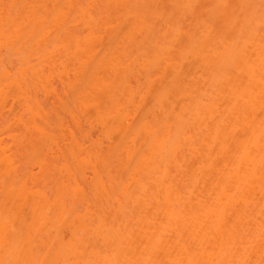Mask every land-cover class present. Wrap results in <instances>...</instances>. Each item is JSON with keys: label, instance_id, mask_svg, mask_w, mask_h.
Returning a JSON list of instances; mask_svg holds the SVG:
<instances>
[{"label": "bare ground", "instance_id": "bare-ground-1", "mask_svg": "<svg viewBox=\"0 0 264 264\" xmlns=\"http://www.w3.org/2000/svg\"><path fill=\"white\" fill-rule=\"evenodd\" d=\"M11 1L9 6L14 3L13 7H10L11 10H14L10 11L8 9L9 13L8 10L3 9L4 2L0 0V10L3 9L1 12H8V19H3L0 15V37L5 40L4 43L2 42L4 46L0 43V85L2 81L5 82L6 80L7 82L11 78L8 84L10 86L14 85L22 93V89L23 92L25 91L23 83L21 79H13L10 71L12 67L8 68L9 66H6L8 64L11 65L13 62L5 59L8 62L7 64L4 61L3 58L6 57L3 56L1 48L5 47L6 43L13 40L14 37L23 40L30 36H37L35 44L33 43L34 40L31 41L34 46L37 44L38 48L42 45V48L48 47L44 44L45 42L50 44L51 39L49 36L51 34H48L50 25L47 24L49 25L47 26L46 23L51 22L55 26L57 24V27L58 24H61L59 27H61L62 31H65L68 29L66 26V20L68 19H65V11L61 10V8L63 9L61 1L60 6L56 3L57 7L54 3V6L59 11L57 9L53 10V19H49L52 14L49 17L46 16V19L44 18L46 13L41 15V18L38 15L39 17L37 16L31 21L33 22L32 27L28 23L31 29L33 28L32 31L30 27L29 31H25V27L21 28L23 22L22 24L21 22L20 24L18 23L19 20L22 21V19H19L20 7L17 8L18 11L15 9L18 4L15 1L13 2V0ZM23 1L21 4L24 6L23 3H26L28 5L27 9L30 7L31 10L32 7L35 8L37 6L36 4L34 7L35 4L33 5L32 1V4L27 3V0ZM35 1L34 3H36ZM73 1L65 0V3L71 5ZM218 1L217 6L222 12H226L228 9L221 6L226 5L228 0ZM106 2L108 6H113L111 7L112 9L110 8L111 11H113L114 6L116 7V10L113 11L116 14L114 19L116 21L119 19V22L117 21V24H114L118 26L116 27L117 30L111 31L112 34L110 33L112 35L110 36L111 41L113 40V44L108 42L110 46L112 45L110 51L109 49H104L108 50L109 53L105 51L104 54H101V52L99 55L95 54L98 51L96 45L102 37L100 36L99 38L101 28L98 25L104 23L107 26L113 25V22L116 23L115 20L112 21L110 19L112 22L109 20V23H106L109 19L108 17H110L107 13L108 16L106 15L107 17H105L107 20L105 21L102 18L103 21H100V18L98 19L89 11V6L83 10L82 8L85 7L81 8L80 6L82 16L79 15L82 17V22H84L82 26L87 27L90 34L87 35L88 37H84L85 39L80 36L81 39H78L79 37H76L78 35L75 33L76 36H72L75 40L77 39V45L74 44L76 45L74 46L75 48L68 46V44L62 48L64 49L65 57L68 56L66 58L67 61H69L68 58L73 60H70L72 63L76 59V61L79 60L78 65L82 66L81 70L90 67V63L86 64L83 61L85 59L83 57L86 56V59L88 58L87 60L90 61L94 57V61L92 60V66L87 71L84 70L86 72L85 75L83 73V78L82 71H80L81 74H79L82 79L77 77L79 71H74L75 67L71 68L72 72H75V77L71 75V70H69L68 66L66 68L65 65V73L60 74L66 76V80L70 79L68 82L65 81L66 84L63 83L65 85L64 89H68L66 85L68 86L71 83L76 88L72 87L75 94H73V98L71 97L74 99V110L78 107L85 113L88 112L86 111L87 109L91 111L90 105H92L94 108L93 113L95 111L94 114L96 116H94L93 119L95 121L93 122L99 124L95 123L99 126L96 125V129L100 128L98 130H101L102 133L97 131L104 138L106 137L105 139L102 138L104 140L109 139L110 142H112V139L115 140L116 137L119 140L114 143L116 144L114 148L110 149L108 148L109 142H106L108 144L106 146L103 139L102 142L99 140V143L92 141L95 146L92 145L91 149V145L85 147L86 143L83 145V141H79L75 133L69 130L71 135L68 136L72 137L69 147L71 149L70 152H72L73 158H76L77 161H75L82 172H80L81 175L79 174L80 177H77L78 174L76 175V171L74 172L72 168L70 169L67 165L63 167V170H66L67 179L70 182L72 181L68 183L71 189L67 187V192L66 190L63 192L64 194L68 192H70L68 194H74L81 202V204H78L79 202L77 204L88 209L90 205L96 206L93 204L94 199H101V201L96 200L99 203L101 202L102 207L100 205V210H105L103 213L102 211L99 212L100 210L96 213L94 212L95 209L92 208L94 213L89 209L86 212L87 214L84 213L85 215H83L75 208L76 210L74 211L76 212L73 211V214L71 213L75 221L71 219L73 224L69 223L70 221L66 223L68 218H65L67 215L65 211L68 210L70 214L69 210L73 208L68 209V206H66L65 197L63 198L64 194L61 198L58 197L53 205L60 208L57 209L60 210V215L62 217L64 215L66 220H63L66 223L62 222L63 226H65V230L68 228L72 237L68 242L67 240L65 242L64 238L60 239V237L58 241H55L56 243L53 244L52 250L50 248L52 259H47L46 264H197V262L198 264H245L246 261H251L252 264H260V261L264 259V238H262V224H264V167H262L264 165V39H262V36H264V33L260 30L262 15L260 16L259 12L254 10L249 11L250 13L244 12L241 19H239L240 15H234L231 19H227L226 21L229 24H227V27L229 30L231 28L230 31L233 35H230L229 38L217 33L213 34L215 28L212 22H214V19L208 20V22L203 21L205 20L203 19L199 22L201 27H197L200 31L198 32L199 37L195 39L190 32L188 34L184 32L181 22L185 21V19L183 21H180V18L176 19L181 15L177 17H175V14L166 15L164 19H161L163 22L160 21L161 24L160 22L158 23L160 27L157 28V24L156 26H151V23L145 19L150 17L145 10H139L141 8H135L138 11L130 9L127 6L128 2L125 0H108ZM146 2H143L142 6ZM177 3L179 6L177 14L182 12L180 14L186 18L188 12L191 11L192 13L197 3H200V0H177ZM119 5L127 7L125 11L124 8L122 11L125 12L126 16L128 15V18L131 17L129 25L126 26V28L129 27L128 33L125 32L127 35L123 34V37H120L123 31L119 25L125 24V22L128 24L127 20L129 19L126 16L125 22L120 19L121 15L118 13L119 10H117ZM189 5L195 7H188ZM121 6L120 8H122ZM147 6L150 8V4H147ZM128 8L136 12L129 14L130 10H127ZM182 9L185 10L183 11ZM14 11L19 15L17 16L16 13V16H14ZM154 12L153 15H155ZM114 13L110 15L115 17ZM143 13L147 14V16L142 15ZM63 17L65 18L63 19ZM161 18H163V15ZM197 21L200 20L197 19ZM24 23L26 24V22ZM215 23L217 25V22ZM161 25L164 26L162 27ZM196 25L198 26V24ZM13 28H15L14 31ZM37 28L38 31H35ZM126 28L123 30H127ZM160 28L161 31L159 32ZM6 29H8L7 35H5ZM118 30L122 32L118 33ZM58 31L60 29L57 30V34ZM137 34L143 37L142 40L136 37ZM184 34H187L184 40L187 41L186 43L181 41L185 37ZM67 36L63 41H66V38L68 40L69 36ZM122 38L123 41H121ZM134 38L138 39L139 43ZM49 39L50 41L47 42ZM143 40L146 41L145 44H143ZM119 41L123 42V45L125 42L123 49H121L122 44ZM126 41L129 43L127 44ZM137 44L138 46H141V44L143 46L146 45L145 47L148 48H146V53L144 52L145 49H142L145 47L142 46L140 48L139 46V49H141L139 50L137 49ZM30 45L28 46L29 48ZM14 46L15 50L19 48ZM19 46L21 45L19 44ZM71 46L73 45L71 44ZM134 46L136 49L132 50ZM54 49L59 52L58 48V51L56 48ZM55 51L52 50L49 53L51 52L52 54L54 52L53 54H56ZM106 53L109 54L107 57H105ZM51 54H46V56L49 55L48 59L43 56L45 54H38L44 58L41 63H46L50 60L51 63H47L51 64V67L54 66L53 68H48V75L45 74L46 71L44 75L42 74L43 76L39 75L45 92L50 90L46 85L49 83V86H52L51 81L54 79L53 70L57 68L54 65L56 59H53V63L51 59V56L54 57L55 55ZM132 54H137L141 57L136 55L137 57L134 58L135 56ZM95 56L100 57L95 59ZM42 57H39V59ZM131 57L138 61L132 60ZM190 57L192 58V63L190 62L191 64L185 66L184 62L191 59ZM3 61L6 64H3ZM82 61L85 65H81ZM86 65H89V67H86ZM27 70L25 69L24 71ZM64 70L62 71L64 72ZM79 74L78 76H80ZM103 74L106 76H103ZM60 75L58 74V77ZM73 77L77 83H75L74 79L72 82ZM154 78H160L158 85H156L157 83L155 84L156 87L159 86L156 93L152 89L154 94L151 97H153L152 102L154 104L151 103L152 108L145 104V110L148 107L150 109L143 112L145 115L143 114V117H140L141 119L135 123L132 120L135 117L133 112L138 111L140 104H143L146 101L145 99L149 98L148 96L152 92L151 88L154 86ZM33 80L36 84V79ZM37 81H39V78ZM53 88H51V91L55 90ZM2 94L4 96L5 93ZM2 98H5V96ZM149 99L148 101L150 102ZM3 100L0 101L1 109H4L8 104L7 99ZM25 100L27 109L32 116L31 118L34 119L33 125L26 124V127L29 132L30 130L33 132V135L36 134L40 138L42 137L40 141L43 140L42 144L38 143L36 152L46 150L45 152L48 154L45 156L38 152L35 165L26 175L29 180V178L32 179V177L37 176L39 172H43L45 165L47 164L48 166L49 161H51L48 159L56 155L61 149L57 143L53 144L57 141L56 137L46 132L45 124L40 125L37 123L36 119H40L41 123L42 120L46 121L48 119V115L46 116L44 113L43 103L38 100L35 102L30 98V102H35L30 104L29 99ZM136 106L137 109L135 110ZM70 108L64 106V111L69 112L67 114L77 121L76 117L73 116L75 111ZM67 109L70 110L68 111ZM20 119L18 120L20 121ZM93 122L90 125L92 127L95 125H93ZM76 126H81V124L79 125L78 123ZM96 129H93V131L95 132ZM99 133H97L98 136L100 135ZM97 134L94 136H97ZM116 134L120 136L114 138ZM89 135L91 136V134ZM84 136L82 135V137ZM4 142V140H0V168L5 174H14L16 176L18 168L15 166V160L9 154L11 148ZM39 145L41 146L39 147ZM54 146L58 148L55 149L56 147ZM39 154L40 156L38 157ZM185 154H187L186 156L189 154L191 159L193 158L195 161L194 163L191 162L193 164L189 163V168L186 166L188 159L184 156ZM189 156L188 158H190ZM41 157H44V159ZM87 171L92 172L93 175H91V185L88 183L91 186L88 188H92L91 191H93V199L86 193L88 190H85L87 189L85 186L88 184L83 186L81 182L85 180L84 182L87 183ZM84 176H86L85 179H82ZM27 179L21 181L23 184L21 183L22 186H19V189L13 188L14 190L10 188L14 186L13 182L15 181L13 180L8 187V189L10 188L8 195L10 192L14 202L15 199L20 202L24 200L27 202L29 206H26L30 207V211H33L34 214H32L36 224H34V228L38 225L40 226H37L38 230L43 231L42 229L46 228L45 220L47 218L40 212L47 205L49 206L52 199H50L49 195L47 197L45 191L38 192L37 190L38 194H34L33 190L27 185L29 183ZM65 188V186L64 188L62 186L61 189L64 190ZM28 194L32 195V198L35 196V199L31 198L33 201L29 200L30 196ZM36 197L38 200H36ZM17 201L16 203H18ZM102 201H104V204L106 201L108 206L102 204ZM38 204L39 207L41 206L40 204L43 205L42 211ZM110 206L115 209V216L112 213L113 211L111 212V221L105 217V211L110 210ZM129 207L133 208L131 219L125 216L127 214L124 212ZM120 214L123 215L121 216ZM73 225L75 230H69L73 228ZM89 228L92 229H90L92 233L93 230L96 231L97 234L94 232V235L96 234L99 239L101 238L104 244L102 246H104L105 250L93 247V245L86 243L88 240H83L88 238L87 236L92 235ZM7 231H9L8 224L1 223L0 248L6 247L3 234ZM80 231L86 236L83 238L78 237V235L81 236L78 234ZM87 232H90V235ZM83 234L82 236H84ZM99 239L98 241H100ZM84 243L86 244L84 245ZM84 247L92 248L89 250L85 248L84 250Z\"/></svg>", "mask_w": 264, "mask_h": 264}, {"label": "rangeland", "instance_id": "rangeland-1", "mask_svg": "<svg viewBox=\"0 0 264 264\" xmlns=\"http://www.w3.org/2000/svg\"><path fill=\"white\" fill-rule=\"evenodd\" d=\"M11 0H3V9H5V5H10L9 4V2H10ZM15 1V3H17L18 4V6L16 7V6H14V7H16L15 9H17V8H19L20 7V11H19V14H20V16H19V19H22V21H20L18 18H15V19H18L19 20V24H20V22H21V24H22V22H23V24L21 25L22 27L21 28H23V27H25L26 29H24L25 31H27L28 29H29V24L31 25V27H32V25H33V22H31L32 20H34V18L35 17H37L38 15L40 16V18L42 17L41 15H45V13H46V15H45V19H46V16L47 17H49L50 16V14H52V17H50L49 19H53V10L55 11L57 8V4L60 6L61 5V1H62V6L61 7H63V9H65V10H63L62 8H61V10L64 12L65 11V14H66V18L65 17H63V19L65 18V19H70V18H72L70 21H68V20H66V22H67V24H66V26L68 27V29L67 30H61V27H59L60 25L58 24V27H57V24H56V26L54 25V23H51V22H47L46 23V25L47 24H49L50 25V27H48V28H50V30H48V34H51L49 37H50V39H51V42H50V44L49 43H46L45 42V44L44 45H47L48 47H44V48H42V46H39L40 48H38V46H37V44H36V46H34V44H35V40H36V37L34 36H30V37H28V38H26V39H23V40H21V39H19V38H15L14 37V41L13 40H10L9 42H7L6 43V45H5V47H2V46H4V42H5V40L3 41L2 40V38L0 37V43L2 44V48H1V50H3L2 51V53H3V56H5L6 58H3L4 59V61H5V59H6V61H9V62H13V63H11V65H9L8 64V62H6L8 65H6V66H9L8 68H10V67H12V70H10L11 72V74L13 75V79L14 78H18L19 80L21 79V81H22V83H23V88L25 89V91H27V93H25V91L23 92V89H22V93L20 92V91H18L17 90V88L16 87H14V85L13 86H10L9 84H8V82H10L11 81V78L9 79V81L7 80V82H6V80H5V82H3L2 81V84L0 85V93H1V95H0V101H2L3 99L5 100V99H7V102H8V104H7V106L4 108V109H1V107H0V140H4L5 142V144L7 145V146H9L11 149H10V152H9V154H11V157L13 158V160H15L14 162L16 163V168H18L17 169V173H16V176H14V174L12 175H10V174H5L4 172H3V170H2V168H0V224L1 223H7L8 224V229H9V231L10 230H15V233H16V236H17V242H16V245L15 246H13V245H9V246H7V247H2V248H0V262H3V261H9V260H16V259H26V260H29V261H32L33 262V264H46L47 263V259H52V252L50 251V248H51V250H52V247H54V245L53 244H55L56 242L55 241H58V239H59V237H60V239L62 238H64V241L66 242V240H67V242L70 240V238L72 237V236H70V233L71 232H69L68 231V228L65 230V226H63V223H65V222H63V220H65V218H68V220L66 221V223L68 222V221H70L69 223H71V224H73L72 222L73 221H75V219H74V217L71 215V213L73 214V211L74 210H76L77 209V211H80L79 213H81V214H83V215H85V214H87L86 212L90 209V211L91 212H93L92 211V208H94L95 210H94V212H96L97 213V211H99L100 210V205H101V202L99 203V202H97V200L96 199H94V202L91 200V202H93V204L94 205H96V206H91L90 204V207H89V209L87 208V207H85L84 208V206H82V205H78V204H81V202L79 201V199H78V197H76L74 194H68V193H70V192H68V193H66V194H64V192H65V190L67 189V187H70V189H71V186H69V184L68 183H71L68 179H67V177H66V170H63V167H65V165H67V166H69V168L71 169H73V171L75 172V174L77 175V177L79 176L80 177V175H81V173L80 172H82L81 170H79V168H78V165H77V163H76V158L74 159L73 157V154L71 155V153L72 152H70L71 151V149L69 148L70 147V141L72 142V140H71V136H68V135H71L70 134V132H69V130H72L74 133H75V136L78 138V140L79 141H83V145H85V143H86V145H85V147H87V146H90L91 145V149H92V145L93 146H95V144L94 143H92V141L93 142H98L99 143V140H101V142H102V139L104 138L100 133H102V131L101 130H98V129H100V128H98V129H96V125L98 124L97 122H95V123H97V124H95L93 121H95L93 118H94V116H95V111H94V113H93V110H94V108L92 107V105H90V109H91V111H89V109H87L86 111H88V112H85V113H83V111H81L78 107V109L76 108L75 110H74V108L75 107H73V105H74V99H72L73 97H74V95L73 94H75V93H73L74 92V90H73V83H71V82H69V83H71V84H68V86L66 85V87H68V89L66 88V89H64V87H65V85L63 84V83H65L66 84V82H68V80L70 81V79H67L66 80V76H62V75H60V74H62V73H65V67L67 68V66H68V68H69V70H71V68L72 67H75L74 69V71H79L78 73H77V77L79 78V79H82L83 78V76L85 75V72L92 66V62L94 61L93 59H94V57H92L93 59V61L91 60H87L86 59V56L85 57H83V58H85L83 61L86 63V64H89L90 65V67H89V65H86V67L88 66L89 68H84L83 70H81L82 68V66L80 67L78 64H79V60L78 61H76V60H74V62L72 63L70 60H72V59H70V58H68L69 59V61H67V57H65V54H64V49L62 48L64 45H67L68 44V46H70V47H74V46H76L77 45V39L75 40L74 38H72V36H76V34L78 35V36H76V37H81V38H84V37H86L87 35H89L90 34V32H88V29H87V27H84V26H82L83 24H84V22H82V10L83 9H87V7L89 6V11L93 14V15H95V17H97L98 19L100 18V21H103V19H105V17H107L108 16V14H109V16L111 17H108L109 19H108V21H106L107 19H105V21H106V23H109V20L110 19H112V21H114L115 20V22L116 23H114L113 22V25H109V26H107V25H104V24H101V25H98V27H100V28H97V29H100V31H101V35H99V38H100V36H102L100 39V42L96 45L97 47H96V49L98 50V51H96L95 52V54L96 55H99V53L101 52V54H104V52L106 51V50H104V49H109V51H110V48H111V46H110V44L112 43V41H111V38H110V36H112L111 34H112V32L113 31H115V30H117V28L116 27H118V26H115L116 24H117V21L119 20L118 19V17H117V21H116V19H114V18H116V14L113 12L114 10H116L115 8V6H114V9H113V11H111V7H113L112 5L110 6H108V3L106 2V1H108V0H74L73 1V4H71V5H68V4H66L65 3V0H52V1H48V0H24V1H26L27 3H31V1H32V3H33V5H34V7L36 6V4H37V6L35 7V8H31V10H30V7H29V9H27L28 8V5L26 4V3H23L24 4V6L21 4L22 3V1L23 0H13V2ZM23 1V2H24ZM29 1V2H28ZM34 1L36 2V3H34ZM57 1V2H56ZM92 1V2H91ZM110 1V0H109ZM126 2H128V4H127V6H129L130 7V9L132 8V9H137V8H141V9H139V10H141V11H143V10H145V12L146 13H148V16H150V17H144L145 19H147L148 21H149V23H151V26H156V24H157V28H159L160 27V25L158 24L160 21L161 22H163V20H161V19H164L165 18V16L166 15H168V14H175V17H177L178 15H181V16H179L178 18H176V19H179L180 18V21L182 20H184L185 19V21H183V22H181V26H182V28H183V30H185L184 32H186L187 34L190 32L191 33V35L193 36V37H195V39H197L198 37H199V34H198V32H200L199 31V27H201L200 26V23L199 22H201V20H203V19H205V20H203V21H205V22H208V20L210 21V20H213L214 22H212L213 23V25H214V28H215V30H214V33L213 34H219V35H222L223 37H225V38H227V36H228V38L230 37V35L231 36H233L231 33V28H230V30L228 29V27H227V22L228 21H226L227 19H231V17H233L234 15L235 16H237V15H240V18L239 19H241V16L243 15V13L245 12H249V11H254V10H256V11H258L259 12V14H260V16L262 15V14H264V10H262L261 9V0H228V1H226V3L229 5V8L227 7V9L228 10H226V12L224 13V12H222L221 11V9L219 8V6H217V3H219V1L218 0H200V3H197V5H196V8H194L192 11V13H191V11L190 12H188V16L186 15V18H184V17H182V14H180V13H182V12H179V14H177V12L179 11V9L177 10V8L179 7L178 6V3H177V0H175V2H174V0H125ZM147 1V2H146ZM218 1V2H217ZM12 2V1H11ZM10 2V3H11ZM60 2V3H59ZM90 3V5H88L89 3ZM131 2V3H130ZM138 2V3H137ZM143 2H146L143 6H142V3ZM31 3V4H32ZM53 3V4H52ZM56 5H55V4ZM65 3V4H64ZM17 4H15V5H17ZM147 4H150V8L147 6ZM226 4V5H227ZM13 5H14V3H13ZM13 5L11 4V6L13 7ZM33 5H31V6H33ZM55 7H53V6ZM84 5V6H83ZM40 7V9H39V7ZM80 6H81V8L82 7H85V8H82V10H81V8H80ZM120 6L121 5H119V8L117 7V10H119V14L121 15V20H123V22H125L126 21V17L128 16H126V14H125V12H123L122 10H123V8H124V11H125V9L127 8V7H124V6H121L122 8H120ZM139 6V7H138ZM140 6H142V7H140ZM198 6V7H197ZM38 8V9H37ZM111 8V9H110ZM155 8V9H154ZM3 9H1V10H3ZM8 9H10V11H13L14 9H12L11 10V8L9 7ZM7 9V10H8ZM77 9V10H76ZM106 9H107V12H106ZM129 8L127 9V10H130ZM135 9V10H136ZM150 9H152V10H150ZM155 10V12H154V10ZM157 9V10H156ZM1 10H0V15L2 16V18L3 19H8V16H7V14H8V12L6 13H4L3 11L1 12ZM6 10V9H5ZM4 10V11H5ZM6 10V11H7ZM29 10V11H28ZM48 10V11H47ZM58 10V9H57ZM67 10V11H66ZM81 10V11H80ZM104 10V11H103ZM126 10V11H127ZM135 10H133V11H131L130 10V12H129V14L130 13H134V11ZM183 11L185 10V9H182ZM9 11V10H8ZM10 11H9V13H10ZM46 11V12H45ZM59 11V10H58ZM76 11V12H75ZM111 11V12H110ZM136 11H138V10H136ZM135 11V12H136ZM154 12V14L155 15H153V12ZM162 13H161V12ZM187 11V10H186ZM197 11V12H196ZM49 12V13H48ZM116 13H117V11H115ZM121 12V13H120ZM15 15H14V14ZM13 13H11V14H13L14 16H16V11H14ZM39 13V14H38ZM96 13V14H95ZM99 13H100V17H99ZM106 13V14H105ZM108 13V14H107ZM115 14L114 16L115 17H113L112 15H110V14ZM127 13V12H126ZM141 13V12H140ZM139 13V14H140ZM167 13V14H166ZM232 15H231V14ZM234 13V14H233ZM250 13V12H249ZM253 13H255V12H253ZM3 14V15H2ZM18 13H17V16L19 15ZM81 16H80V15ZM91 14V15H92ZM119 14H117L118 16H119ZM125 14V15H124ZM128 14V13H127ZM136 14V13H135ZM230 14V15H229ZM10 15V14H9ZM107 15V16H106ZM141 15V14H140ZM142 15H146L147 16V14H142ZM153 15V16H152ZM163 15V18H161V16ZM250 15V14H249ZM0 16V17H1ZM3 16H7V17H3ZM27 16V17H26ZM38 16V17H39ZM126 16V17H125ZM131 16V15H130ZM134 16V15H133ZM155 16V17H154ZM158 16H160V17H158ZM183 16H185V14H183ZM195 16V17H194ZM245 16V15H244ZM12 18H13V16H11ZM84 17V16H83ZM94 17V16H93ZM94 17V18H95ZM10 18V17H9ZM26 18V19H25ZM39 18V19H40ZM44 18H42V19H44ZM97 18H95V19H97ZM103 18V19H102ZM128 18V17H127ZM133 18V17H132ZM25 19V20H24ZM27 19H28V21H27ZM83 19H85V18H83ZM102 19V20H101ZM129 20H127L128 21V24H126V22H125V24L124 23H120L121 25H119V26H121L120 28H122L121 30L123 31H121L122 32V35H120V37L122 36L123 37V34L124 35H127L125 32H127L128 33V30H129V27L128 28H126V26L127 25H129V22H130V19H131V17H129L128 18ZM195 19V20H194ZM197 19L198 20H200V21H197ZM120 20V21H121ZM111 21V20H110ZM111 21V22H112ZM197 23H196V22ZM24 22H26V24L24 23ZM70 22V23H69ZM119 22V21H118ZM155 22V23H154ZM161 22H160V24H161ZM215 22H217V25H215L216 23ZM29 23V24H28ZM51 23V24H50ZM102 23V22H101ZM25 24V25H24ZM115 24V25H114ZM125 26H124V25ZM183 24H185V25H183ZM196 24H198V26L196 25ZM28 27H27V26ZM49 25H47V26H49ZM53 25V26H52ZM122 25H123V27H122ZM229 25V24H228ZM19 26V25H18ZM52 26V27H51ZM57 27L56 29H55V27ZM162 27L164 26V25H161ZM31 27H30V30L32 31V29H31ZM82 27L84 28L83 30H82ZM111 27H113V28H111ZM161 27V28H162ZM198 27V28H197ZM230 27V26H229ZM12 28V27H11ZM10 28V29H11ZM20 28V27H19ZM39 28V27H38ZM38 28L37 29H35V31H38ZM70 28V29H69ZM74 28V29H73ZM127 29V30H123V29ZM161 28L158 30L159 32L161 31ZM14 29L15 28H13V31H14ZM58 29H60V31H58V34H59V36H57L58 34H57V30ZM105 29V30H104ZM110 29V30H109ZM119 29V28H118ZM156 29V28H155ZM196 29H197V31H196ZM163 30H165V29H163ZM201 30V29H200ZM11 31H12V29H11ZM29 31V30H28ZM71 31V32H70ZM74 31V32H73ZM99 31V32H100ZM112 31V32H111ZM119 31V30H118ZM120 31L118 32V33H120ZM167 31V30H166ZM64 32V33H63ZM98 32V31H97ZM108 32V33H107ZM34 33V32H33ZM32 33V34H33ZM36 33V32H35ZM76 33V34H75ZM102 33H105V34H102ZM111 33V34H110ZM139 33V32H138ZM144 33V32H143ZM30 34V33H29ZM38 34V33H37ZM66 34V35H65ZM74 34V35H73ZM98 34V33H97ZM141 34V33H140ZM161 34V33H160ZM162 34H164V32H162ZM187 34H184V36L185 35H187ZM65 35V36H64ZM69 36V38H68V40H67V38L65 39L66 41H63L64 40V38L66 37V36ZM104 35V36H103ZM139 34H137L136 35V37L139 39V40H142V38L143 37H141V35H139ZM145 35V34H144ZM159 35V34H158ZM200 35H201V33H200ZM67 36V37H68ZM32 37V38H31ZM48 37V38H49ZM78 38V39H81V38ZM88 37V36H87ZM90 37V36H89ZM98 37V36H97ZM135 37V38H136ZM33 38H35V39H33ZM71 38V39H70ZM103 38V39H102ZM109 39V40H107V39ZM134 38V39H135ZM185 38H186V36L185 37H183L182 39H181V41L183 42V43H186L187 41H184L185 40ZM50 39L49 40H47V42H49L50 41ZM85 39V38H84ZM121 39V38H120ZM125 39V38H124ZM138 39H135L136 41H138ZM34 40V44L31 42V41H33ZM98 40V39H97ZM96 40V41H97ZM125 40H128V39H125ZM145 40V39H144ZM143 40V41H144ZM147 40V39H146ZM19 43H18V42ZM26 41H28V42H26ZM83 41V40H82ZM102 41V42H101ZM121 41H123V38H122V40ZM3 42V43H2ZM31 42V43H30ZM65 42H67V43H65ZM110 44H109V43ZM120 42V41H119ZM127 42V41H126ZM145 42L146 41H144L143 42V44H145ZM22 43H23V45H22ZM64 43V44H63ZM103 45H102V44ZM107 45H106V44ZM121 43V42H120ZM123 43V42H122ZM121 43V44H122ZM129 42H127V44H128ZM130 43H131V41H130ZM134 43V42H133ZM138 43H139V41H138ZM149 43V42H148ZM16 44V46H14ZM19 44L22 46H19ZM26 44V45H25ZM31 44V45H30ZM33 44V45H32ZM49 44V45H48ZM71 44L73 45V46H71ZM74 44H76V45H74ZM113 44V43H112ZM119 44V43H118ZM126 44V45H127ZM143 44H141V46H140V48L143 46ZM11 45H12V47H11ZM30 45V48L28 47ZM184 45V44H183ZM186 45V44H185ZM13 46L14 47H16V48H18V49H14L13 48ZM18 46V47H17ZM24 46V47H23ZM32 46H34L33 48H32ZM99 46V47H98ZM123 46H125V42H124V45L122 44L121 45V47H119V48H121V49H123L124 47ZM139 46H138V44H137V49H139ZM146 46V45H145ZM145 46H143V47H145ZM149 47H150V45H148ZM10 47V48H9ZM94 47V46H93ZM106 47V48H105ZM54 48H56V50H57V48L59 49V52H56L55 51V49ZM75 48V47H74ZM73 48V49H74ZM99 48V49H98ZM146 48L147 47H145V48H142V49H145L144 50V52L146 51ZM30 49V50H29ZM94 49H95V47H94ZM102 49H103V52H102ZM132 49V48H131ZM136 48H135V46H134V48L132 49V50H135ZM148 49V48H147ZM150 49V48H149ZM29 50V51H28ZM52 50H54L55 51V53L56 54H51V52L49 53V51H52ZM139 50H141V49H139ZM32 53H31V52ZM58 51V50H57ZM109 51L107 50L106 52H108L109 53ZM137 51V50H136ZM36 52V53H35ZM142 53H143V51H141ZM149 52V51H148ZM108 53H106L105 54V57H107V55H109ZM133 53H135V52H133ZM146 53V52H145ZM36 54V55H35ZM38 54H40V55H43V54H45V55H43V56H46V54H51V55H55L54 57L53 56H51L50 58L52 59V63H53V59L55 60L54 61V65L58 68V70H57V68L55 69V70H53V73H54V79L52 80V81H54V82H52L51 81V84H52V86L50 87L49 85V83H47V82H45V83H47V85L46 86H48L49 87V89L48 88H45V89H47V90H49V91H46L45 92V90L43 89L44 88V85H42L43 83H41L42 81H40V76H43L44 75V72H45V74H47L48 75V68L49 67H51L52 65L51 64H49V63H51L50 62V60L49 61H47V62H49V63H41V60L42 59H44L42 56H40V55H38ZM101 54H100V56H101ZM139 54V53H138ZM151 54V53H150ZM132 55H134V54H132ZM137 55V54H136ZM134 55L135 57L134 58H136L137 56H140L141 55V53H140V55ZM100 56H95V59L96 58H99ZM103 57H104V55H102ZM39 57H42L41 59H39ZM47 57V59H48V57H49V55L48 56H46ZM129 57V56H128ZM141 57V56H140ZM102 58V57H101ZM132 58V57H131ZM134 58H132V60H137V59H134ZM191 58V57H190ZM1 59V58H0ZM90 59V58H89ZM128 59V58H127ZM189 59V58H188ZM11 60V61H10ZM190 60V61H189ZM189 60H186L185 62H184V64H185V66H187V65H189V64H191L192 62H191V60H192V58L191 59H189ZM4 61H3V64H6V63H4ZM43 61V60H42ZM73 61V60H72ZM82 61V62H83ZM133 61V62H134ZM138 61V60H137ZM81 63V65L83 64V65H85V63ZM131 62V61H130ZM191 62V63H190ZM74 63H75V65H74ZM128 63V62H127ZM188 63V64H187ZM13 64V65H12ZM46 64V65H45ZM73 64V65H72ZM131 64H133V63H131ZM64 65H65V67H64ZM77 65H78V67H77ZM27 67V68H26ZM54 67V66H53ZM53 67H51V68H53ZM80 67V68H79ZM83 67H85V66H83ZM27 70V69H30V70H27V71H24V70ZM46 69V70H45ZM50 69V68H49ZM57 70V71H56ZM62 70H64V72L62 71ZM84 70H86V71H84ZM80 71H82V78H81V73H80ZM84 71V72H83ZM23 72V73H22ZM51 72V71H50ZM22 73V74H21ZM52 73V72H51ZM53 73H52V75H53ZM70 73H71V75L72 76H74L75 75V72H72V70L70 71ZM74 73V74H73ZM80 73V74H79ZM83 73H84V75H83ZM23 74H25V75H23ZM43 74V75H42ZM58 74L60 75L59 77H58ZM78 74L80 75V76H78ZM160 74V73H159ZM162 74V73H161ZM40 75V76H39ZM156 75V74H155ZM154 75V76H155ZM33 76H35L34 78H33ZM103 76H106L105 74H103ZM159 76V75H158ZM157 76V77H158ZM12 77V76H11ZM26 78V80H24L25 78ZM39 78V81H37V79ZM75 77V76H74ZM74 77L72 78V82H73V79H74ZM41 78H43V77H41ZM52 78H53V76H52ZM33 79H36V84H35V81L33 80ZM45 79V78H44ZM78 79V80H79ZM24 80V81H23ZM42 80V79H41ZM61 80H63V82H61ZM75 80V79H74ZM142 80L144 81V79L142 78ZM1 81V80H0ZM29 81V82H28ZM43 81H45V80H43ZM66 81V82H65ZM76 81V80H75ZM79 81H81V80H79ZM78 81V82H79ZM159 81H160V78L159 79H157V78H154V83H153V87L151 88V91H152V89H153V91L156 93V90L158 89L157 87H159V86H157L156 87V85H158V83H159ZM24 82H27V83H25L26 84V86H25V84H24ZM1 83V82H0ZM29 83V84H28ZM75 83H77V81L75 82ZM80 83V82H79ZM157 83V84H156ZM8 84V86H6ZM135 84V83H134ZM156 84V85H155ZM4 85V86H3ZM70 85V86H69ZM72 85V86H71ZM78 85V84H77ZM2 86V87H1ZM54 87V88H53ZM73 87V88H72ZM156 87V88H155ZM4 90H3V89ZM51 88H53V89H55V90H53V91H51ZM74 89H76V88H74ZM73 90V91H72ZM1 91H4V92H1ZM152 91V92H153ZM49 92V93H48ZM56 92V93H55ZM152 92H150V94H149V100H150V102L148 101V99H145L146 101H144V103L143 104H140L141 106H140V108L138 109V111L136 110L137 109V106H136V108H135V110H136V112H133V113H135L133 116H135L134 117V119H132V120H134L135 121V123L136 122H138L143 116V112H146L147 110H149L150 108L149 107H151L152 106V104H154L153 102H152V99H153V97H151L153 94H154V92L152 93ZM2 93H5L4 94V96H5V98H2V97H4V96H2L3 94ZM58 93V94H57ZM72 93V94H71ZM23 94V95H22ZM26 96H25V95ZM59 96H57V95ZM36 95H37V97H36ZM7 97V98H6ZM72 97V98H71ZM30 98L33 100V101H35L36 102V100H38L39 102H41V103H43V106H44V113H45V115L48 117V119H46V121H43L42 120V123H41V120L40 119H36L37 120V123L38 124H40V125H44L45 124V129H46V132L47 133H49V134H51V135H53V137H56L55 139L57 140V141H55L53 144H56L57 143V145L58 146H60V151L56 154V155H53L52 157H50L49 158V156H48V160H51V161H49V165L47 166V164L45 165V167H44V169H43V172H39V174L37 175V176H35V177H32V179L31 178H29V180L26 178V175H28V172H29V170L33 167V165H35V160H37V154H38V152L39 151H37L36 152V149H37V147H38V143L40 142V144H42L43 143V140L42 141H40V139H42V137L40 138V136H37L35 133V135H33V132L30 130V132L28 131L29 129L26 127V124H30L31 126L33 125L32 123H33V120L34 119H32L31 117V115H30V113H29V110L27 109V103H26V100L25 99H29V102H30ZM138 99H140V98H138ZM137 99V100H138ZM3 100V101H4ZM32 101V102H33ZM148 101V102H147ZM32 102H30V104L32 103ZM35 102H33V104L35 103ZM140 102V101H139ZM147 102V103H146ZM150 103V104H149ZM152 103V104H151ZM0 104H1V102H0ZM32 104V105H33ZM139 104V103H138ZM137 104V105H138ZM145 104H148L149 105V107H148V109H147V106H146V109L147 110H145V107H144V105ZM65 107H71L75 112H73V110H72V112H73V114L75 113V115H73L74 117H76V120L77 121H75V118H73L71 115V117L68 115L69 114V112H65L64 111V106ZM75 106H76V104H75ZM70 108V109H71ZM144 108V109H143ZM152 108V107H151ZM70 109H67L68 111L70 110ZM134 110V111H135ZM143 110H145V111H143ZM80 111V112H79ZM91 114H90V113ZM68 113V114H67ZM90 115H89V114ZM83 115H86V116H83ZM145 115V114H144ZM96 117V116H95ZM141 117V118H140ZM19 118H21L20 119V121L18 120ZM23 118V119H22ZM136 118V119H135ZM21 120H24V121H21ZM39 120V121H38ZM97 120V119H96ZM80 121V122H79ZM91 121V122H90ZM25 122V123H24ZM74 122H75V124H74ZM76 122H78L79 123V125L81 124V126H76V125H78V123L76 124ZM92 122H93V125H94V127H92V126H90L91 124H92ZM90 123V124H89ZM69 125V126H68ZM71 125V126H70ZM99 125V124H98ZM97 125V126H98ZM76 126V127H75ZM44 127V126H43ZM70 127V128H69ZM73 127H75L74 129H76L75 131H74V129H72ZM79 127H80V129H79ZM96 129V131H97V133H99L100 135H101V137L100 138H98L99 136H98V134L96 133V131L94 132L93 131V129ZM99 127V126H98ZM101 127V126H100ZM26 128H27V132H26ZM92 129V131H91V129ZM69 133V134H68ZM77 133V134H76ZM94 135H96L97 134V136H94ZM89 134H91V136L89 135ZM82 135L84 136V137H82ZM87 135V136H86ZM79 136V137H78ZM81 136V137H80ZM92 136H93V138H92ZM116 136H120V135H115L114 136V138L116 137ZM103 137V138H102ZM82 138V139H81ZM106 138V137H105ZM104 138V139H105ZM54 139V140H55ZM85 139V140H84ZM88 139V140H87ZM91 139H93V140H91ZM97 141H96V140ZM103 139V140H104ZM95 140V141H94ZM107 140V139H106ZM106 140H104L105 142H104V144H106V142H109V146H108V144H106V146H108V148L110 149V148H114V146L116 145V144H114L116 141H119L118 139H117V137L115 138V140H113L112 139V142H110V140L108 139L107 141ZM85 141V142H84ZM91 141V142H90ZM82 143V142H81ZM41 145H39V147H40ZM54 147H56L55 149H57L58 147L57 146H54ZM46 149V148H45ZM86 149V148H85ZM88 149H89V147H88ZM87 149V150H88ZM38 150V149H37ZM46 151V150H45ZM45 151H41L40 150V154H44L45 156H47L48 154H47V152H45ZM91 151V150H90ZM42 152V153H41ZM108 152H112V151H108ZM105 153V152H104ZM40 154L38 155V157L40 156ZM86 154V153H85ZM107 154V153H106ZM190 154V153H189ZM189 154H188V156H189ZM84 155V154H83ZM87 155V154H86ZM187 154H185L184 156H186ZM191 155V154H190ZM44 156V157H45ZM188 156H186V159H188V161L186 162L187 164H186V166H188V168H189V163H191V162H195L194 161V159L192 158L191 159V157L190 158H188ZM44 157L42 158V159H44ZM11 158V159H12ZM46 159H47V157H46ZM76 160V161H75ZM193 160V161H192ZM43 161V160H42ZM48 162V161H47ZM193 163H191V164H193ZM47 166V167H46ZM186 166H185V168H186ZM2 167V166H1ZM175 169V168H174ZM174 169H173V171H174ZM185 170V169H184ZM38 172V171H37ZM175 172V171H174ZM176 173V172H175ZM80 174V175H79ZM87 177L86 176H84L82 179H85V177H86V179L88 178H90L89 179V182H88V179H87V183L86 182H84L85 180H83V181H81L82 182V185L83 186H85V185H87L88 183L91 185V179H92V172H88L87 171ZM89 174H90V177H89ZM183 174V173H182ZM92 175V176H91ZM13 176H14V178H13ZM182 176V175H181ZM28 177V176H27ZM24 179H27L28 181L27 182H29L27 185H29V187H30V189L31 190H33V193L35 194V193H37V190H38V192L39 191H45V193H47L46 195H47V197H48V195L50 196V199H52V201H51V203H52V205H51V203L49 204V206L47 207H43V205L42 204H40L41 206L39 207V204H38V207L40 208V210L41 209H43V213L42 212H40V214H42V215H44V216H46L45 218H47L45 221H46V228L44 229H42L43 231H39L38 230V228H37V226H36V228H37V230H36V228H34L35 227V219H33L34 217H32V214H33V211L31 212L30 210V207H28L29 205L27 204V202L24 200L23 202H24V204H23V202H20V201H17L16 199H15V202H14V200H13V197H12V195H11V193L9 192V195H8V190L10 189V188H18L19 186L21 187L22 186V182L21 181H23ZM80 179V178H79ZM15 181V182H13V185L14 186H12V187H10L9 189H8V187H9V185L11 184V182L12 181ZM68 180V181H67ZM16 183V184H15ZM22 183V184H21ZM88 184V185H89ZM68 185V186H67ZM71 185V184H70ZM85 186V187H87V189H85V190H88L86 193L88 194V196L89 197H91L92 198V195H93V191H91L92 190V188H88V187H91L90 185L89 186ZM62 186H63V188H64V186L66 187L64 190H62L61 188H62ZM19 187V188H20ZM33 189H32V188ZM18 188V189H19ZM69 189V188H68ZM14 190V189H13ZM13 190H11V191H13ZM29 191V190H28ZM64 191V192H63ZM70 191V190H69ZM29 192H31V191H29ZM66 192H67V190H66ZM44 193V192H43ZM30 194H32V193H30ZM38 194V193H37ZM64 194V196H63V198H64V200H66V206H68V209H70V208H73L72 210L70 209L69 210V212H70V214L68 213V210H66L65 212H67V217L65 216V218H64V215H63V217L60 215V208L57 206L56 207V205H53V204H55V200L56 199H58V197H62V195ZM33 195V194H32ZM32 195H29L28 194V196H30L29 197V200H31V201H33L32 199L35 197H33L32 198ZM74 195V196H73ZM36 196H38V195H36ZM57 197V198H56ZM95 197V196H94ZM32 198V199H31ZM74 198H75V201H74ZM76 198H77V201H76ZM22 199V198H21ZM35 199V198H34ZM93 199V198H92ZM18 200H19V198H18ZM29 200H28V202H29ZM36 200H38L37 199V197H36ZM63 200V199H62ZM16 201L18 202V203H16ZM39 201H40V199H39ZM96 201V202H95ZM98 201H101V199L100 200H98ZM77 202H79L78 204H77ZM90 202V203H91ZM104 201H102V204H104L103 203ZM92 204V203H91ZM26 205H28V206H26ZM104 205H106V201H105V204ZM104 205H103V208H104ZM114 205V204H113ZM106 206H108V205H106ZM112 206V205H111ZM110 206V208L109 207H105V208H109L110 210H108V211H105L106 213V215H105V217H107L110 221H111V214L113 213V215L115 214V209H113L112 207ZM28 207V208H27ZM43 207V208H42ZM101 207H102V205H101ZM57 208H59V209H57ZM67 208V207H66ZM76 208V209H75ZM104 210L105 209H103V211H102V209L99 211V212H101L102 211V213L104 212ZM72 211V212H71ZM113 211V212H112ZM132 211H133V208H131V207H129V208H126L125 209V213L127 214V215H125V216H128L130 219H131V217H132ZM74 212H76V211H74ZM93 212V213H94ZM98 212V213H99ZM112 212V213H111ZM85 213V214H84ZM116 213H118V212H116ZM39 214V215H40ZM34 215V214H33ZM113 215H112V217H113ZM117 215V214H116ZM121 215V214H120ZM123 215V214H122ZM121 215V216H122ZM115 216V215H114ZM117 216H119V215H117ZM124 216V217H125ZM43 217V216H42ZM41 217V218H42ZM72 217V218H71ZM44 218V217H43ZM69 218H70V220H69ZM62 219V220H61ZM71 219H74L73 221H71ZM34 221V222H33ZM88 221V220H87ZM86 221V222H87ZM39 222V221H38ZM42 222H44V220H42ZM63 222V223H62ZM39 223H41V222H39ZM39 223H37V224H39ZM65 223V224H66ZM89 223H91L90 221H89ZM35 224V225H34ZM64 224V225H65ZM88 224V223H87ZM38 227H40V226H38ZM73 228H71V229H69V230H71V231H74L75 230V228H74V225L72 226ZM33 228H34V230H33ZM92 228V227H91ZM91 228H89V231H90V229ZM94 229V228H93ZM65 230V231H64ZM92 230V229H91ZM38 231V232H37ZM68 231V232H67ZM65 232H67V233H65ZM83 232V231H82ZM91 232V231H90ZM89 232V233H90ZM94 232L96 233V231H94L93 230V233H92V235H90L88 232H87V234H89L90 236H87L88 238H86V239H83V240H88V241H86V243H88L89 245H93V247H98L99 249H103V250H105V248H104V246H102V245H104L103 244V241L101 240V238L99 239L98 238V236L95 234L94 235ZM84 233H86V232H84ZM78 234H80L81 236H79L78 235V237H81V238H83V237H85L86 236V234L84 235L83 233H81V231H80V233H78ZM82 234L84 235V236H82ZM65 236V237H63V236ZM69 236V237H68ZM97 236V237H96ZM68 239H67V238ZM100 237V236H99ZM98 239L100 240V241H98ZM84 241V242H85ZM102 242V243H101ZM86 243H84V245L86 244ZM87 244V246L88 247H90L89 245ZM52 245V246H51ZM86 246V247H87ZM1 247V246H0ZM86 247H84V250H85V248ZM92 248V247H91ZM91 248H89V249H91ZM86 249H88V248H86ZM88 249V250H89ZM99 249H97V250H99ZM87 250V251H88ZM50 252H51V254H50ZM50 257V258H49ZM45 259H46V261H45Z\"/></svg>", "mask_w": 264, "mask_h": 264}, {"label": "snow or ice", "instance_id": "snow-or-ice-1", "mask_svg": "<svg viewBox=\"0 0 264 264\" xmlns=\"http://www.w3.org/2000/svg\"><path fill=\"white\" fill-rule=\"evenodd\" d=\"M9 7V5H5V9L7 10ZM188 7H195L193 5H189ZM221 7L227 8L228 5H222ZM261 9L264 10V0H261ZM261 32L264 33V14H262V18H261ZM7 31L8 29L5 30V35H7ZM262 39H264V36H262ZM262 167H264V165H262ZM262 238H264V224H262ZM3 239L5 241V246H9V245H16L17 242V236L15 233V230H10L7 231L3 234ZM0 264H33L32 261L26 260V259H16V260H9V261H3L0 262ZM198 264V262H197ZM245 264H252L251 261H246ZM260 264H264V259H262L260 261Z\"/></svg>", "mask_w": 264, "mask_h": 264}]
</instances>
